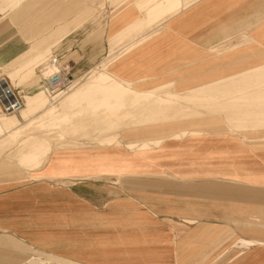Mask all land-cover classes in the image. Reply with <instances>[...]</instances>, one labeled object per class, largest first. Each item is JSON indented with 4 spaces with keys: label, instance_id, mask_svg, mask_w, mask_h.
Wrapping results in <instances>:
<instances>
[{
    "label": "rangeland",
    "instance_id": "374dc122",
    "mask_svg": "<svg viewBox=\"0 0 264 264\" xmlns=\"http://www.w3.org/2000/svg\"><path fill=\"white\" fill-rule=\"evenodd\" d=\"M195 2L198 0H0V21L13 26L26 42L21 54L0 63V80L7 78L26 101L22 112L0 110V189L10 191L25 183L22 180L28 178L17 174L20 166L40 167L57 147L67 151L112 147V155L136 165L168 139L227 130L243 141L264 143V13L259 19L238 21L225 43L211 52L200 49L209 54L199 51L197 62L191 65L184 64L188 59L180 62V71L134 79L111 71L114 61L151 39L165 20ZM4 15L9 19H1ZM95 43L106 57L95 61L94 56H85L88 60L79 64L83 51L88 52L84 48ZM54 57L73 81L49 95L42 78L57 70L48 65ZM194 66L196 72L186 71ZM178 76L179 82L171 79ZM185 83L189 86L183 87ZM96 154L101 161L110 159L102 157L109 152ZM112 170L120 174L126 169ZM97 181L102 183L99 198L93 204L84 202L83 209L78 210L83 205L77 199L65 196L55 204L32 199L9 205L2 215L5 227L0 226V264L95 260L100 263L91 264H126L131 259L129 250L140 255L161 251L171 260L173 236L182 237L185 251L191 246L200 250L198 261L192 264H211L219 250L228 247L225 208L231 211L230 224H226L231 228L249 227L248 219L264 223V185L253 187L225 179L188 182L167 174L102 176ZM67 203L70 215L53 211L55 205L63 208ZM228 205L241 207L245 215H237V209ZM176 223H194L202 229L210 225L217 230L198 232L197 241L190 243L189 233L171 230ZM231 232L233 240L236 232ZM261 233L264 236V226Z\"/></svg>",
    "mask_w": 264,
    "mask_h": 264
},
{
    "label": "crops",
    "instance_id": "0c3cea01",
    "mask_svg": "<svg viewBox=\"0 0 264 264\" xmlns=\"http://www.w3.org/2000/svg\"><path fill=\"white\" fill-rule=\"evenodd\" d=\"M263 2L264 0H198V2L177 13L171 19L165 20L163 25L159 27L158 33L151 39L114 61L111 65V71L127 79L141 76L155 77V75L161 76L166 73L180 71L181 68L178 67V65H181L180 62L187 59L184 62L185 65L197 62L200 49L210 51L219 44L225 43V37L230 35L231 30H233L230 28L238 27L236 23L241 19H259L264 13V10H262ZM1 19L9 18L4 15ZM225 25H228V27H225ZM118 29V27L115 28V30ZM232 36L233 34H231ZM25 45L26 42L17 35L13 26L5 21H0V63L8 62L21 54L25 50ZM86 48L88 52L87 50L83 51L79 64H84L88 60L87 57L94 56L96 61L98 58L104 59L107 55L106 52L102 51L99 43L89 44L84 49ZM201 54H209V52L203 53L200 51ZM197 69L194 66V68L191 67L190 70L186 71L193 73ZM180 77L171 79L174 82H179L177 80ZM182 77L186 78L188 76ZM247 78L245 75L244 79ZM188 86L186 83L183 84V87ZM32 104H34L33 101ZM33 144L31 152L35 153L37 148L35 147V149ZM94 147L93 149H84L85 147H83V149L79 148L75 151H67L57 147L52 150L47 160L40 167L27 169L20 166L21 171L17 174H24L28 179L22 180L25 183L17 185L10 191L0 189V226L5 227L2 215L5 214L7 207L12 205L15 200H51L54 203V201L62 200L64 196L68 199L72 197L74 200L77 199V204L83 205V207H78V210L84 208V202L96 203L102 185L97 179L102 176H165L167 174L174 179L188 182L225 179L226 182L253 187L264 185V143L243 141L239 134L230 133L227 130L220 133L187 136L180 140L168 139L160 147L153 149L148 155V159H142L136 165L132 160L122 161L117 154L112 155L114 152L112 147ZM99 152H109V154H104L102 157L110 159L101 161L96 154ZM112 157L115 159H112ZM117 159L122 163L119 164ZM117 167L126 170H122L118 174L117 170H112ZM133 167H138L140 170H128ZM103 168L106 170H102ZM87 179H90L88 180L90 182H86ZM38 190L41 194L37 193ZM242 194L239 193L238 195L247 200L245 194ZM247 198L253 199L251 196ZM257 204L258 212L261 214V206L259 205L262 203ZM56 206L58 205H55L53 211H56L57 215L66 216L69 214L66 212V209L69 208L68 203L64 204L63 208ZM233 206L228 205L231 209H237V215H245L246 212L240 210L241 207ZM88 210L93 211L91 213L93 216L97 215L91 208ZM230 212L225 208V233H228L225 235V240H227L225 243L228 244V247L219 250L216 260L211 264H264V236L261 233V227L264 226V223H250L253 220L247 218L249 227L239 228L235 226L231 228L230 225H226L230 224L228 222ZM84 214L83 211L81 215ZM253 215L256 214L253 212ZM249 216L251 217V215ZM243 217L245 218V216ZM240 220L243 223L246 218ZM190 221L189 219L188 222ZM231 221L235 220L232 219ZM174 225V229H171L174 232L189 233L190 243L197 241L198 232L211 233L217 230L214 227L211 228L210 225L202 229L200 228L201 225L194 223L188 225L176 223ZM230 231L236 232L235 236L232 237L233 240L229 237ZM233 232L231 233L233 234ZM170 242L174 244L169 253L171 260L165 259L166 253L161 251L149 253L144 251L140 255L129 250L127 256L131 259H126L125 263L192 264L198 261L197 257L200 250L196 246H191L190 249L185 251L180 236H173ZM150 244L156 245L157 243L156 241H150ZM141 256V261H138L137 258ZM81 262L84 264L100 263L98 260ZM119 263L121 262L114 261L113 264Z\"/></svg>",
    "mask_w": 264,
    "mask_h": 264
},
{
    "label": "built area",
    "instance_id": "2783aa9c",
    "mask_svg": "<svg viewBox=\"0 0 264 264\" xmlns=\"http://www.w3.org/2000/svg\"><path fill=\"white\" fill-rule=\"evenodd\" d=\"M58 58L49 60L48 65H58ZM71 76L68 71L61 69L60 72L52 73L47 78H42V87L47 94L62 91L70 83ZM23 106V98L19 91L0 85V109L5 113H17Z\"/></svg>",
    "mask_w": 264,
    "mask_h": 264
},
{
    "label": "bare ground",
    "instance_id": "6f19581e",
    "mask_svg": "<svg viewBox=\"0 0 264 264\" xmlns=\"http://www.w3.org/2000/svg\"><path fill=\"white\" fill-rule=\"evenodd\" d=\"M50 66H55V67H57V70L54 71L53 73H55V72H60V71H61V66H60L59 63H58V65L54 64V65H50ZM65 71H66V70H65ZM21 77H22V76H21ZM72 81H73V80L70 78V82H71V83H72ZM0 85L3 86V87H9V89L14 90V86H13V84L10 83L9 80H8L7 78H2V79L0 80ZM59 92H61V91H59ZM57 93H58V92H57ZM20 94H21V93H20ZM21 95H22V94H21ZM22 98H23V106L19 109V111H18L17 113H19L20 111L22 112L24 106L26 105V101H25V98H24L23 95H22ZM0 110H1V109H0ZM1 112H3V111L1 110ZM3 113H5V112H3ZM5 114H16V113H5Z\"/></svg>",
    "mask_w": 264,
    "mask_h": 264
}]
</instances>
